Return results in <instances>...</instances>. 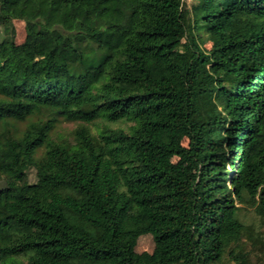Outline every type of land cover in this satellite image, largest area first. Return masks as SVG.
Here are the masks:
<instances>
[{
    "label": "trees",
    "instance_id": "1",
    "mask_svg": "<svg viewBox=\"0 0 264 264\" xmlns=\"http://www.w3.org/2000/svg\"><path fill=\"white\" fill-rule=\"evenodd\" d=\"M2 181L0 264H264V0H0Z\"/></svg>",
    "mask_w": 264,
    "mask_h": 264
},
{
    "label": "rangeland",
    "instance_id": "2",
    "mask_svg": "<svg viewBox=\"0 0 264 264\" xmlns=\"http://www.w3.org/2000/svg\"><path fill=\"white\" fill-rule=\"evenodd\" d=\"M14 24L16 31V43L22 44L26 37L25 23L22 21H15ZM75 127H76L75 123L63 122L59 124L57 128V133L65 136H69ZM29 175L31 182H34L36 179L35 172L32 170ZM3 185L4 182L3 181L0 182V187H2ZM243 219L249 223H253L257 234L260 237L264 238V220L260 216H258L254 211L250 210L248 212L243 213ZM154 249H155V242L151 234H145L139 238L136 246V251L138 253H144V252L152 253Z\"/></svg>",
    "mask_w": 264,
    "mask_h": 264
}]
</instances>
